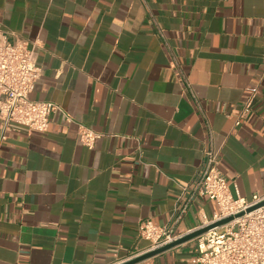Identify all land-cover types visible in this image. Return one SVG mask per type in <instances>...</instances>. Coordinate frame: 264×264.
Instances as JSON below:
<instances>
[{"label": "crops", "instance_id": "1", "mask_svg": "<svg viewBox=\"0 0 264 264\" xmlns=\"http://www.w3.org/2000/svg\"><path fill=\"white\" fill-rule=\"evenodd\" d=\"M0 27L37 51L31 98L62 108L46 131L0 120V264L145 253L140 222L169 221L210 149L235 195L264 193V0H0ZM217 210L198 198L177 233ZM197 246L135 264H193Z\"/></svg>", "mask_w": 264, "mask_h": 264}, {"label": "built area", "instance_id": "2", "mask_svg": "<svg viewBox=\"0 0 264 264\" xmlns=\"http://www.w3.org/2000/svg\"><path fill=\"white\" fill-rule=\"evenodd\" d=\"M41 73L36 49L29 47L14 31L0 27V120L5 129L16 122L46 131L52 115L62 110L54 101L31 98ZM254 98L252 93L244 103L242 117L252 110ZM101 135L89 126L79 125L80 140L88 147H94ZM5 138L3 133L1 139ZM220 165V152L208 150L199 175L191 185L182 187L169 221L163 225L149 219L140 222L139 232L149 241L147 251L181 237L177 227L186 212L198 198L208 197L217 203L218 210L211 218L202 217L196 229L233 218L195 237L198 246L193 264H264V204L249 210L264 201V193H255L248 199L235 185V195Z\"/></svg>", "mask_w": 264, "mask_h": 264}, {"label": "water", "instance_id": "3", "mask_svg": "<svg viewBox=\"0 0 264 264\" xmlns=\"http://www.w3.org/2000/svg\"><path fill=\"white\" fill-rule=\"evenodd\" d=\"M264 204V201L259 203L258 205L254 206V207H251L249 208V210H252L253 208H256L260 205ZM233 217H227V218H224L222 220H219L215 223H212L210 225H207L205 227H202V228H199V229H194L184 235H182L181 237L177 238L176 240L162 246V247H159V248H156V249H153V250H150V251H146L145 253H142L141 255H138L136 257H133L131 259H128L126 261H123L119 264H135L141 260H144L148 257H151V256H154L158 253H161L165 250H168L176 245H179L185 241H188V240H191V239H194L195 237H197L198 235L200 234H203L204 232L208 231L210 228L214 227V226H218V225H222L226 222H228L229 220H231Z\"/></svg>", "mask_w": 264, "mask_h": 264}]
</instances>
